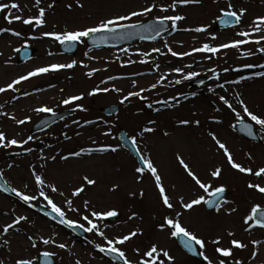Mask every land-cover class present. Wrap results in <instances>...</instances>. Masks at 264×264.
Returning <instances> with one entry per match:
<instances>
[{
  "label": "rangeland",
  "instance_id": "rangeland-1",
  "mask_svg": "<svg viewBox=\"0 0 264 264\" xmlns=\"http://www.w3.org/2000/svg\"><path fill=\"white\" fill-rule=\"evenodd\" d=\"M25 7L21 6L20 12H13V15H21L23 17H35L38 14V8L34 5V0H22ZM84 5L80 8L76 4V0H55V6L48 9L47 5L52 0H42L41 7L46 9V25L34 28L31 25H24L20 21H14L11 25L0 21V29L9 28L12 31H19L20 36H14L10 32L0 34V87L6 86L12 80L38 67H44L51 64L70 63L77 61V66L73 69H63L58 72H50L45 75L33 77L28 81L18 85L19 91L12 93L11 91L0 94V111L7 112L9 116L14 115L17 119L31 117V122L25 125H17L8 116H0V131H3L7 138H16L18 140L25 139L32 135V125L43 116L50 113H36L34 108L40 106H48L54 108L55 111L72 110L75 105L64 106L61 101L69 96L83 95L82 101L76 102L83 105L87 111L81 112L75 110V114L63 121L62 123L50 128L47 132L34 136L35 141L26 145L34 149L32 153H25L20 156L13 155L18 149L3 150L0 149V170L5 173V179L11 187H17L25 190L29 194L34 191L31 185L30 165L36 164L37 170L42 171L46 178L57 184L65 195H69L74 187L78 186L81 177L88 175L90 178L97 180V185L86 188L82 198H75V204L78 206L82 203V199H89L93 206L98 210L115 208L122 217L109 223L106 233L111 235L127 233L140 227L144 230L145 241H159V243L171 250L177 258V264H202L188 257L181 251L174 241L168 240L167 236L161 234L157 230V221L160 218L162 209L157 204V193L150 179H146L144 183L135 182L134 167L138 164L130 153L120 144L118 133L120 128L128 131L130 136H135L149 120H155L156 124L152 125L156 128V132L145 134L143 139H138V144L142 152L150 154L154 164L164 178L166 186L175 185L176 192L182 193L187 197H194L198 193L192 188L188 178L179 166L176 156L180 155L185 162L193 168V170L204 181L211 180L208 175L217 164L222 163L224 174L220 180H213L212 183L225 184L228 188L226 198L234 201L232 205L225 207H237L238 212L231 216L225 214L222 210L219 214L214 211L208 212L205 206H201L194 210L191 215H185L184 221L190 225L198 234L209 238L216 235H224L227 230H233L237 239L245 242L251 239L264 240V233L254 230L251 234L242 230L241 217L248 210L250 204L261 202L264 204V196L253 193L247 189L246 182L252 180L259 182L264 186V179L256 181L254 178L246 177L236 173L226 163L221 153H218L207 136L209 130L217 132L219 138L227 144L233 153L234 159L244 164L257 168L264 166V139L262 143H252L242 139L230 125L234 123L233 114L226 110L217 113L215 108L220 106L215 94L208 92V88L215 86L217 83L209 79V83L192 89L191 81H184L181 85L170 87H158L152 92H145L148 97L147 101H141L132 98L130 103L121 105L119 100L129 91H138L141 88L150 87L156 83L161 73L169 72L174 67H184L185 64H192V69L187 71H199L202 73L199 77H209L211 73L203 75L209 67H216L217 71H221L225 67H240L244 64H264V56L257 54L248 58H240L236 49L224 50L217 54L218 58L207 60V54L197 53L193 56H186L183 59L172 57L169 55H160L152 53L150 57H141L139 52H151L154 47H159L164 51V41L176 52L191 51L193 48L200 47L204 43L219 45L234 40L242 39L236 33L241 30H250L251 23L257 17L264 16V0H202L200 4H191L180 6L176 13H162L154 10L151 14L143 17H135L133 21L128 23H138L149 18H155L163 15L180 14L186 17L184 21L178 22V28H195L199 26H207L208 32L195 33L186 31H173V34L161 36L155 41L137 42L118 49L94 50L85 44H80L79 50L75 56L63 55L59 52V43L49 37L43 36L44 32H62L64 30H78L85 27L95 26L100 20L111 18L118 15H124L132 10L142 9L146 2H155L158 5L171 3L172 0H80ZM234 8L247 9L246 15L242 18L241 23L235 27L228 29L215 30L217 17L220 10L226 8L228 3ZM71 4L69 9L67 5ZM4 18V15H3ZM2 22V23H1ZM215 35L216 40L210 37ZM264 33L255 34L250 39H257ZM33 37H36L35 39ZM33 45L37 48L35 57L22 65L16 63L17 55L24 46ZM259 47L254 43L242 46V51H255ZM128 49L125 54L121 49ZM53 53L49 55V53ZM87 53V56L85 55ZM92 57V59H89ZM119 57V59H116ZM148 59L150 63L141 64V59ZM129 60L137 61L130 64ZM80 62L86 64L87 67H81ZM155 63L160 64V70H155ZM92 69H101L91 78L86 75ZM264 71L259 67L253 69H245L243 73L229 71L221 75V81L237 79L241 74L253 75L256 72ZM110 76L121 77L120 79L108 81L102 84L101 81L107 80ZM197 77V78H199ZM180 78L173 74L169 76V80ZM196 79V78H195ZM136 81V87L133 88L132 81ZM167 84V81H165ZM45 85L47 92L42 96H35L30 101H25L24 93L28 88ZM100 88H119L122 92L100 93L96 96H89L88 92ZM239 91L245 99L250 110L254 113L264 115V77H255L246 80L240 85L228 86L230 95L233 90ZM221 95H226L221 89L216 90ZM196 92L197 95L192 97L190 94ZM185 95L188 96L185 99ZM15 97H19L16 99ZM172 97H178L172 103L176 107H165L156 104V100H166ZM152 102L155 108H159L157 112L154 109H148L146 104ZM3 103V104H2ZM111 104H119L120 111L113 116H106L101 112V108ZM195 114V115H194ZM218 118L223 121L217 125L212 122V118ZM182 119L200 120V126L195 125L179 126ZM93 120L95 124H85L86 121ZM73 121H79L83 127L74 124ZM107 122V124H105ZM108 125H112L111 128ZM111 131V136H104L103 133ZM168 132L165 136L163 133ZM65 133L71 139H65ZM77 133H80L77 135ZM33 136V135H32ZM95 141V144L93 143ZM104 145L120 146L118 152L112 153H93L91 156L83 155L79 158H71L68 161H61L57 156L56 161L48 160L46 168L40 169L39 164L43 163L38 157L43 154L45 156L68 154L72 151H79L82 148L98 147ZM251 153L252 161L247 159V154ZM12 163L13 168L9 169L7 165ZM28 183L29 188L24 189V184ZM119 184L120 187L112 192L109 189ZM144 191V196L137 195L135 198L129 195L130 192ZM53 199L60 206L63 205L64 197L51 194ZM39 203V202H37ZM14 210V212H13ZM138 213L142 219L128 221L127 217L132 213ZM7 213V215H6ZM13 215H27L33 224H25L19 232H11L8 237L11 241L10 248L0 247V260L4 264H15V260L20 257L29 258L37 255V251L32 249L27 241V235L37 233L48 236L58 232V242H65L71 247L70 252H65L54 247L41 246V250L57 252L55 257L56 264H75L77 259L82 264H109V260L102 258L98 252L94 251L87 241L76 239L73 234L41 217L33 210L20 204L15 196H7L0 193V225L11 222ZM69 218L73 217L69 214ZM19 227V226H18ZM90 239L96 242H102L98 237L89 234ZM137 244H141L140 240L130 242L127 246V255L129 259H135L132 248ZM224 246L227 247V239L224 240ZM141 251L143 245L141 244ZM251 253V245L248 250H237L234 255L245 261V264H264V246L260 249V254L254 261L249 259ZM212 256V249L209 247L207 253ZM95 257V259H93Z\"/></svg>",
  "mask_w": 264,
  "mask_h": 264
},
{
  "label": "snow or ice",
  "instance_id": "snow-or-ice-1",
  "mask_svg": "<svg viewBox=\"0 0 264 264\" xmlns=\"http://www.w3.org/2000/svg\"><path fill=\"white\" fill-rule=\"evenodd\" d=\"M202 0H172L171 3L158 5L155 2L147 3L140 10H132L127 14L118 15L111 18H106L100 20L95 26L85 27L78 30H64L62 32H44L43 36L49 37L55 42H58L61 46L64 47L65 51H71L73 47L77 44H85L86 41H91V43L97 47L101 44H107L110 38L112 39H125L133 35H139L140 39H150L156 40L160 38L164 32H168L169 28L173 31H186V32H195V33H206L208 32L207 26H199L195 28H178V22L184 21L185 16L180 14H171L163 15L154 18V23L144 24V23H128L133 21L135 17H143L151 14L154 10H158L162 13H169L171 10L172 13H176V10L180 6H187L191 4H200ZM218 2V0H214ZM42 0H34V5L38 8V14L35 17L24 18L23 16L17 14L13 15L11 10L16 12L21 11V7L17 2L11 3H0V13H4V19L7 23L11 25L14 21H20L24 25H31L34 28L43 27L46 23V9L41 7ZM78 7L83 8L84 5L80 3V0H76ZM55 6V0H52V3L47 5L48 9H51ZM69 9L72 8V5H67ZM6 10H9L6 12ZM247 9L245 8H234V6L229 2L226 8L220 10V15L217 17V20L220 24L225 27H235L241 23L242 18L246 15ZM170 22V24H169ZM14 36H20L19 31H12L9 28L0 29V34L5 32H10ZM148 33V35H145ZM264 33V16L257 17L251 23L250 30H241L236 33L237 36L242 39L234 40L228 43H222L219 45H212L204 43L200 47L193 48L191 51L186 52H176L174 51L167 43L164 41V48L167 51L162 50L159 47H154L151 52H139L137 53L141 57H150L152 53H159L160 55H171L172 57H177L183 59L186 56H193L197 53H204L207 60H212L218 58L217 54L221 53L224 50L236 49L239 52L240 58H248L257 54H264V35H260L257 39H250L255 34ZM103 34V35H97ZM34 39L36 37H33ZM212 40H216L217 37L212 35L210 37ZM254 43L259 47L255 51L248 50L242 51V46ZM20 51V49H16ZM125 54L128 53V49H121ZM53 53H49L52 55ZM87 56V53H85ZM92 59V57H89ZM116 59H119L117 57ZM130 64L137 63V61L129 60ZM141 64H148L150 61L148 59H141L139 61ZM77 66V61L73 60L70 63H59L51 64L44 67H38L34 70L28 72L26 75H21L18 78L12 80L6 86L0 87V94L7 93L11 91L16 93L19 91L18 85L22 82L28 81L33 77H38L41 75L48 74L50 72H58L63 69H73ZM81 67H87L86 64L80 62ZM155 70L159 72L160 64L155 63ZM194 66L192 64H185L184 67H174L169 72L161 73L156 83L150 85L147 88H141L138 91H129L126 95H123L119 100L121 105L130 103L132 98H137L141 101H147L148 97L144 95L145 92H152L158 87H170L175 85H181L184 81H193L195 78L202 75L199 71H187L185 69H192ZM264 69V64L255 65V64H244L240 67H225L222 69L223 73H228L229 71L243 73L245 69L253 68ZM101 69H92L87 72L88 77H92L96 72ZM221 71H217L216 67H209L203 75L211 73V76L208 77L210 80H214L217 83L215 86L209 87L207 90L210 93L216 95L217 100L220 102V106L215 108L217 113L222 110H226L233 114L234 123H231L230 127L235 131L255 139L259 134L261 139H264V115L254 113L250 110L245 99L242 97V94L239 91L233 90L230 95L228 93V86L240 85L246 80L253 79L255 77H264V71H259L253 75H243L241 74L237 79H230L221 81ZM175 74L180 78L169 80L168 77ZM121 77L110 76L107 80L101 81L102 84L108 83V81L120 79ZM167 81V84H165ZM204 81H200V84L203 85ZM132 86L135 88L136 81H132ZM217 89L223 90L226 95H221L217 93ZM108 92H122V89L119 88H100L97 86L92 91L88 92L89 96H96L100 93ZM32 93L25 92L24 95L28 96ZM192 97L197 95L196 92L190 94ZM19 99V97H15ZM188 98L187 95L184 97ZM84 99L83 95H73L69 96L61 101L64 106L75 105L74 110H79L81 112H86L87 109L76 102L82 101ZM178 97H172L171 99L166 100H156V104L164 105L165 107H176L172 103L173 100H178ZM3 105H0L2 108ZM148 109H154L152 102L146 104ZM155 111L159 112V108H155ZM36 113H50L52 116H57V113L54 108L48 106H40L33 109ZM195 115V114H194ZM0 116H8L13 120L17 125H25L31 122V117H25L24 119H17L14 115L9 116L7 112L0 111ZM63 119V117H59ZM212 122L220 125L223 123L221 119L212 118ZM51 121H44V125L50 124ZM74 124L83 127L79 121H73ZM96 121L88 120L85 124H95ZM107 124V122H105ZM155 120H149L147 124L135 135L128 137H121L123 144L130 145L132 150L136 154V159L138 164L134 167L135 182L144 183L146 179H150L154 189L157 193V204L163 212L160 215L159 220L157 221V230L159 233L167 236L168 240L174 241L177 247L183 251L185 254H190L193 257H200L202 264H245L243 259L238 258L234 253L239 251H245L249 249L251 245V253L249 259L254 261L257 256L260 254V249L264 246V240L261 239H251L245 242L242 239L236 238V233L231 230H227L224 235H216L214 237H207L198 234L194 229L190 227L185 221V215H191L194 210L201 206H206L207 209L214 210L215 213L219 214L222 210L226 215L231 216L234 213L238 212L237 207H225L226 205L234 204V201H230L225 197V193L228 191V188L225 184H217L214 186L212 183L213 180H220L222 178L223 168L220 166L214 167L208 175L211 177V180L204 181L201 177L193 170L189 163L180 156H176V160L179 166L183 169L184 174L188 178L192 188L198 193L194 197H187L176 192L175 185L166 186L164 178L158 167L154 164L150 154L146 151L142 152L138 144V137L143 139L145 134H151L156 132V128L152 125H155ZM195 125L196 127L200 126V120H188L182 119L179 121V126H189ZM109 128L112 125H108ZM40 130H43V125L40 126ZM80 133H77L79 135ZM165 136H168V132L163 133ZM104 136H111V131H106L103 133ZM207 136L210 138L213 143L216 151L221 153L226 160L227 165L234 170L236 173L242 174L246 177L254 178L256 181L264 179V166L257 168H252L251 166H245L242 163L237 162L234 159L233 153L230 151V148L225 142L219 138L218 134L214 130H209ZM36 137L29 135L25 139L18 140L16 138H7L6 134L3 131H0V149L5 151L10 149H18L19 151L13 152V155L20 156L25 153H32L34 151L31 147H26L30 143L34 142ZM65 139H71L65 133ZM95 144V141H93ZM120 146H111L104 145L98 147H88L82 148L79 151H72L65 155H60L56 153L55 155L45 156L41 154L38 159L43 161L39 164L40 169L46 168L48 160L56 161L57 156H59L61 161H68L71 158H79L83 155L91 156L93 153H107V152H118ZM247 159L252 161L251 153L247 154ZM13 164L9 163L7 167L9 169L13 168ZM38 166L36 164L30 165V176H31V185L34 188L32 194H29L25 190H20L17 187L9 186L7 180L4 179L5 173L3 170H0V192L7 193L11 196H15L18 202L24 206H27L30 209H37L39 202V210L43 212V216L47 217L50 221L55 222L56 225H62L64 228L76 231L80 230L83 233L93 234L95 237H98L102 242H96V240H88L87 243L90 244L94 251L102 254V258H109V264H177V258L171 250L159 243V241H145L143 237L145 236L144 230L140 227H136L134 230L129 232L109 235L106 233L109 224V220L118 218L121 213L115 208L109 209H100L98 210L93 206V203L89 199H82L80 205L75 204V198H82V194L85 193L86 188L90 186L97 185V180L95 178H90L88 175L81 177L82 183L74 187L70 191L69 195H65L64 191H61L57 184L49 181L45 174L42 171L37 170ZM24 189L29 188V184H24ZM120 187L119 184H114L109 190L115 192ZM247 189L251 190L253 193H258L261 196H264V186L259 182H253L251 179L246 182ZM51 194H56L60 197H64L63 207L55 202ZM144 191L140 190L138 193L133 191L129 195L135 198L137 195L140 197L144 196ZM14 212V210H13ZM69 214H72L73 217L69 218ZM7 215V213H6ZM128 221L142 219L139 217L138 213L132 212L128 217ZM242 221V230L245 233L251 234L254 230H259L264 233V204L261 202H256L250 204L248 210L241 217ZM25 224H33L34 222L30 221L27 215H13L11 222L4 225H0V247H8V250L11 251L8 237L11 232H19L20 229ZM19 226V227H18ZM59 236L58 232L52 233L48 236L40 235L33 233L27 235V241L30 244L31 248L37 251V255L34 257L24 258L20 257L15 260V264H53V258L58 255L57 252L41 250V246L45 248L51 246L56 249L63 250L65 252H70L71 247L74 245H69L65 242H58L57 237ZM227 239L228 246H224V240ZM135 240H140L143 245V251H141V244H137L132 248L135 259H129L127 255V246L130 242ZM209 247L212 249V256H209L207 253ZM95 259V257H93ZM0 264H4L0 260ZM75 264H82L81 260L77 259Z\"/></svg>",
  "mask_w": 264,
  "mask_h": 264
},
{
  "label": "water",
  "instance_id": "water-1",
  "mask_svg": "<svg viewBox=\"0 0 264 264\" xmlns=\"http://www.w3.org/2000/svg\"><path fill=\"white\" fill-rule=\"evenodd\" d=\"M150 23H154V20H149V21H147L146 23H144V24H150ZM97 35H101V34H97ZM145 35H148V33H145ZM138 39H140V36L139 35H133V36H131V37H129V38H125V39H112V38H110L109 40H108V43L107 44H110V45H113V46H118V45H122V44H126V43H128V42H133V41H135V40H138ZM72 51V50H71ZM71 51H69V52H71ZM26 52H28V50H23V52H22V55H24ZM200 81H204V83L205 82H207V79H204V78H201V79H199V80H197V82L196 83H194V86H198V85H201L200 84ZM117 110V107H113V108H108V109H105V111L106 112H108V113H113V112H115ZM71 113L70 112H67V113H60V114H57V116H52V117H47V118H45L42 122H40V123H38L37 125H36V127H39L40 128V124H43V130H45L48 126H50V125H52V124H54V123H56L60 118L59 117H65V116H68V115H70ZM44 121H51V123L50 124H48V125H44ZM37 130H40V129H36L35 131H37ZM238 130V129H237ZM239 131V130H238ZM240 134L242 135V136H244V137H246V138H248V139H251V140H259V136L257 135V137L255 138V139H253V138H251V137H248V136H246V135H244L243 133H241L240 132ZM127 137V135H126V133H125V131H121V137ZM123 142V141H122ZM126 147H128L134 154H135V152L132 150V148H131V146L130 145H126V144H124ZM136 155V154H135ZM226 194V193H225ZM38 210H39V207L37 208ZM41 211V210H40ZM41 213H43L42 211H41ZM53 264H55V260L53 259Z\"/></svg>",
  "mask_w": 264,
  "mask_h": 264
},
{
  "label": "bare ground",
  "instance_id": "bare-ground-1",
  "mask_svg": "<svg viewBox=\"0 0 264 264\" xmlns=\"http://www.w3.org/2000/svg\"><path fill=\"white\" fill-rule=\"evenodd\" d=\"M41 89H42V85H38V86H36V87L34 88V91L39 92ZM33 95H34V96H33L32 98L35 97V93H33ZM217 166L222 167V163L219 162V164H217ZM224 173H225V172H224V170H223L222 175H223Z\"/></svg>",
  "mask_w": 264,
  "mask_h": 264
}]
</instances>
